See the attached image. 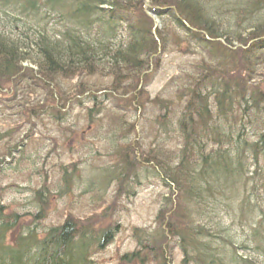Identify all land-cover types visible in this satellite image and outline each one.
Wrapping results in <instances>:
<instances>
[{
	"label": "trees",
	"instance_id": "trees-1",
	"mask_svg": "<svg viewBox=\"0 0 264 264\" xmlns=\"http://www.w3.org/2000/svg\"><path fill=\"white\" fill-rule=\"evenodd\" d=\"M62 1L72 9L73 28L58 39H51L44 28H29L37 33L32 42L35 57L28 59L16 39L0 32V78L19 76L25 61L37 67L42 80L93 76L102 63L124 66L132 77L165 45H158L145 16L133 22L127 11L133 0H44L42 4L39 0H0V5L10 4L18 15L37 18L40 9H59ZM151 1L157 7H172L167 14L175 31L207 52L208 60L203 61L206 65L193 67L194 82L187 90L181 89L179 96L185 104L177 122L168 126L162 116L158 123L164 133L171 132L170 124L178 130V161L170 168L155 167L153 158L143 159L138 167L151 163L152 179L177 194L179 203L166 231L181 254L180 264H264V79L256 80L251 67L262 58L258 49H264V0H234L239 2L242 26L249 30L246 41L245 37L240 42L245 46L252 41L246 49L235 50L211 41L222 37L215 35L217 20L226 13L236 14L227 7L229 0ZM249 15L262 19L252 23ZM92 26L97 33L93 34ZM116 38L117 44H108ZM22 46L27 45L23 42ZM130 100L133 103L135 98ZM140 106L132 107L137 111ZM235 202L238 213L227 227L222 226L223 211L229 212ZM18 224L19 215L0 204V264H94L92 254L103 250L116 235V226L97 231L66 219L41 236L28 229L15 240L11 234ZM243 225L250 232L246 241L239 242L236 228ZM165 234L161 230L150 242L141 237L138 248L123 257L125 263L168 264Z\"/></svg>",
	"mask_w": 264,
	"mask_h": 264
},
{
	"label": "rangeland",
	"instance_id": "rangeland-1",
	"mask_svg": "<svg viewBox=\"0 0 264 264\" xmlns=\"http://www.w3.org/2000/svg\"><path fill=\"white\" fill-rule=\"evenodd\" d=\"M62 3L53 11L40 9L37 18L18 15L10 4L0 5V32L16 39L19 50L32 58L37 33L29 28H44L51 39L61 38L73 28L72 9ZM237 4L228 1L227 7L236 14L226 13L214 29L229 50L251 44L240 42L245 37L246 41L249 30L242 26ZM152 6L151 0H133L127 11L133 22L145 16L158 45H165L132 77L124 66L112 68L102 63L93 76L42 80L37 67L25 61L19 76L0 78V204L19 215L11 234L15 240L28 229L41 236L66 219L97 231L116 226L113 241L93 253L92 261L126 264L123 257L138 248L141 237L150 242L164 230L168 264H180L181 254L166 231L169 216L179 203L177 194L152 179L151 163L138 164L153 158L155 167L173 168L178 161V130L170 124L171 132L164 133L158 123L162 116L167 124L177 122L185 104L180 91L194 82L193 67L206 65L203 61L208 56L185 39L183 32L175 31L171 15L158 13L154 25L149 16ZM251 19L254 23L262 18L254 15ZM91 31L97 33V27L92 26ZM117 40L108 44H117ZM257 52L262 58L251 67L256 80H263L264 49ZM135 105L143 108L136 111ZM233 206L229 212L227 208L223 211L222 226L227 227L238 213L239 203ZM249 232L248 225L238 226L239 242L246 241Z\"/></svg>",
	"mask_w": 264,
	"mask_h": 264
},
{
	"label": "water",
	"instance_id": "water-1",
	"mask_svg": "<svg viewBox=\"0 0 264 264\" xmlns=\"http://www.w3.org/2000/svg\"><path fill=\"white\" fill-rule=\"evenodd\" d=\"M150 17H151V19L153 20V22H154V24H157V20H156V14L152 11V12H150V15H149Z\"/></svg>",
	"mask_w": 264,
	"mask_h": 264
}]
</instances>
